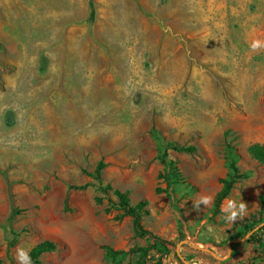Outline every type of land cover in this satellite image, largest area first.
<instances>
[{"label": "rangeland", "instance_id": "1", "mask_svg": "<svg viewBox=\"0 0 264 264\" xmlns=\"http://www.w3.org/2000/svg\"><path fill=\"white\" fill-rule=\"evenodd\" d=\"M201 30L232 32L225 60L197 62ZM167 142L196 150L165 155ZM253 144H264V0H0V224L7 182L21 210L13 247L0 228V264L43 241L57 248L41 264H112L104 246L123 252L119 264H185L181 242L186 264H256L250 246L228 263L203 251L222 258L224 243L264 221ZM227 148L247 178L216 210ZM99 161L101 183L90 177ZM165 162L178 175L166 179ZM113 190L147 202L141 224L170 255L134 234ZM207 195L212 203L196 208ZM228 199L245 203L243 220H225Z\"/></svg>", "mask_w": 264, "mask_h": 264}, {"label": "trees", "instance_id": "2", "mask_svg": "<svg viewBox=\"0 0 264 264\" xmlns=\"http://www.w3.org/2000/svg\"><path fill=\"white\" fill-rule=\"evenodd\" d=\"M89 10H90V18L93 19L94 17V5L92 1H89ZM155 137V136H154ZM157 141H160L156 138ZM196 148L194 146H179L177 144H174L172 142H167L163 146L164 154L167 155L169 151H174L177 153H184V154H190L194 153ZM248 154L250 157L257 162L260 165H264V144H253L248 148ZM226 159L228 163V168L230 170V173L227 175L226 178L220 180V184L222 185L220 191L215 195L213 206L216 210H219L222 202L227 199L236 184V182L240 179H246L247 176L244 174H240L236 165L237 160L239 159V155L235 153L231 148H227L226 150ZM106 167V164L103 161H99L95 167V170L93 174L90 175V177L94 178L98 182H102V171ZM166 171L168 172V175L166 176V179L170 176V174L175 173L177 174V168L174 165L168 164L165 162ZM178 175V174H177ZM88 187V185L83 186H70V189H76V190H85ZM112 188L107 185L104 189L105 192L111 191ZM7 194L10 201V214L8 217V225L3 226L0 224V228L3 229L5 232L9 229L10 234L12 235V240L8 243L9 247H13L18 238V234L13 229V221L14 218L20 214L21 210L17 209L13 204V195L11 192L10 183L7 182ZM113 195L118 200V206L121 208V210L124 212L125 216H128L132 220V226L134 234L142 239H146L150 243V248H154L158 251H161L163 255H170L171 249H170V243L162 240L161 238L153 235L151 232L145 230L141 224L142 218L148 214L146 211L147 202L146 201H140L136 203L135 205H131L128 194L123 193L119 190H113ZM96 204H100V199H95ZM64 208L67 209V199L64 201ZM264 221L252 225L249 227L245 232H243L241 235L236 237L237 239L245 237L247 234L252 232V230L261 224H263ZM223 246L226 250V244L224 243ZM240 246H250L252 248V257L250 258L249 262L256 263V264H264V225H261L254 233L250 235L248 240L241 244H235L232 245V253L228 260L225 262H231L235 260L238 255V249ZM57 246L50 241H43L37 245H35L31 251L30 255L32 258L33 264H41L40 257L43 254L51 253L56 250ZM149 247L144 248H138L136 250H133L134 253L138 252L141 254V256H145ZM103 250L105 252L104 258L107 262H110L112 264H119L117 261V257L119 255H122L123 252L114 251L109 247H103ZM175 258L178 262L181 261L180 257L176 254ZM191 258H185V261H189ZM213 259V258H212ZM157 264H162L161 261H159Z\"/></svg>", "mask_w": 264, "mask_h": 264}, {"label": "crops", "instance_id": "3", "mask_svg": "<svg viewBox=\"0 0 264 264\" xmlns=\"http://www.w3.org/2000/svg\"><path fill=\"white\" fill-rule=\"evenodd\" d=\"M193 37L196 39L192 43L195 52L197 62L205 63L209 65L213 61L225 60L226 47L230 45V42H226L232 36L231 31H210L201 30L193 33ZM199 99H208V96L200 95Z\"/></svg>", "mask_w": 264, "mask_h": 264}, {"label": "clouds", "instance_id": "4", "mask_svg": "<svg viewBox=\"0 0 264 264\" xmlns=\"http://www.w3.org/2000/svg\"><path fill=\"white\" fill-rule=\"evenodd\" d=\"M252 49H257L260 47L259 41H254L251 44ZM213 197L211 195L202 196L199 201L195 204V207L198 208L200 204L209 205L212 203ZM225 214L224 218L229 223H235L237 220H243L247 214V206L241 201H235L228 199L222 209ZM31 246L29 247H18L16 252V260L18 264H33L32 258L30 255ZM230 254L225 253L222 259L227 260Z\"/></svg>", "mask_w": 264, "mask_h": 264}, {"label": "water", "instance_id": "5", "mask_svg": "<svg viewBox=\"0 0 264 264\" xmlns=\"http://www.w3.org/2000/svg\"><path fill=\"white\" fill-rule=\"evenodd\" d=\"M261 225H264V223L263 224H261ZM260 225V226H261ZM260 226H258V227H256V228H254L253 230H252V232H250L249 234H247L245 237H243L242 239H234V240H231V241H229L228 243H227V247H226V252L227 253H229L230 254V256H231V253H232V245H235V244H241V243H243V242H245L246 240H248V238L250 237V235L252 234V233H254ZM182 243H184V242H181L178 246H177V255L180 257V255H179V253H178V248L180 247V245L182 244ZM203 251L204 252H206V253H208V254H210L214 259H217V260H219V261H222V262H225L226 260H224V259H222V258H219V257H217L211 250H209V249H203ZM230 256H229V258H230ZM228 258V259H229ZM181 259V261H183L185 264L187 263L184 259H182V258H180ZM227 259V260H228Z\"/></svg>", "mask_w": 264, "mask_h": 264}]
</instances>
